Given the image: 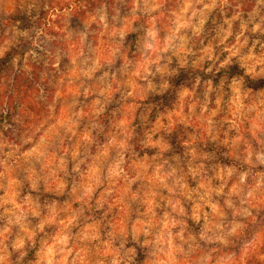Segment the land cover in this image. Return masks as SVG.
I'll return each instance as SVG.
<instances>
[{"label": "clouds", "instance_id": "1", "mask_svg": "<svg viewBox=\"0 0 264 264\" xmlns=\"http://www.w3.org/2000/svg\"><path fill=\"white\" fill-rule=\"evenodd\" d=\"M256 260L264 0H0V264Z\"/></svg>", "mask_w": 264, "mask_h": 264}, {"label": "trees", "instance_id": "2", "mask_svg": "<svg viewBox=\"0 0 264 264\" xmlns=\"http://www.w3.org/2000/svg\"><path fill=\"white\" fill-rule=\"evenodd\" d=\"M18 88H23L25 87V85H23L22 83L19 82V78H18V85H17ZM253 264H264V261H260V260H256L253 262Z\"/></svg>", "mask_w": 264, "mask_h": 264}]
</instances>
